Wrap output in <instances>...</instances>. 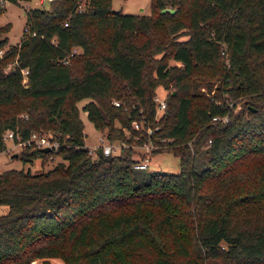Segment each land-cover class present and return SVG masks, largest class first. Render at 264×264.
Wrapping results in <instances>:
<instances>
[{
    "label": "trees",
    "instance_id": "1",
    "mask_svg": "<svg viewBox=\"0 0 264 264\" xmlns=\"http://www.w3.org/2000/svg\"><path fill=\"white\" fill-rule=\"evenodd\" d=\"M149 6L126 15L110 0H48L25 11L16 45L0 28V152L10 129L58 144L12 157L59 158L0 172V264H264V0ZM84 99L116 153H88ZM148 138L177 172L132 167Z\"/></svg>",
    "mask_w": 264,
    "mask_h": 264
},
{
    "label": "rangeland",
    "instance_id": "2",
    "mask_svg": "<svg viewBox=\"0 0 264 264\" xmlns=\"http://www.w3.org/2000/svg\"><path fill=\"white\" fill-rule=\"evenodd\" d=\"M2 11L0 12V28L7 26L1 38H5L7 41V47L14 46L20 41L23 26L25 23V11L29 9H43L47 10L48 0H5L0 3ZM150 0H110V8L114 11H120L126 15H147L150 11ZM185 37H180L179 40H184ZM73 53L78 54L80 50L74 48ZM0 55L2 51H0ZM169 66L179 67L178 63L168 60ZM8 65L5 69H8ZM200 91H205L204 87L199 88ZM155 93L158 97H163L166 92L159 88L155 89ZM87 102L86 99L77 103L78 114L83 126V141L84 146L90 148L97 144V136L101 132L96 130L91 122L86 118L85 112L81 107ZM20 113L18 116H22ZM45 135V134H43ZM48 136V135H46ZM5 150L0 152V172L6 169H28L32 173L39 172L50 168L59 158L54 156L52 159L44 162L40 166L39 160L34 159L31 163L23 162L19 157H12L13 153H18L20 147L13 144L9 139H4ZM139 150V149H138ZM117 152V150L115 151ZM139 152H141L139 150ZM147 170H164L169 172L178 171L177 157L170 152L162 151L156 154L149 155V161L146 167Z\"/></svg>",
    "mask_w": 264,
    "mask_h": 264
},
{
    "label": "built area",
    "instance_id": "3",
    "mask_svg": "<svg viewBox=\"0 0 264 264\" xmlns=\"http://www.w3.org/2000/svg\"><path fill=\"white\" fill-rule=\"evenodd\" d=\"M2 1L3 0H0V3ZM81 6H82V4L79 3L77 6V9L80 10ZM63 25H65V24H63ZM23 31L26 32L27 30L23 29ZM65 62L66 61H62V63H65ZM22 73L24 74L25 71H22ZM153 102L155 104V106H154V119L157 120L159 118V116L161 115V113H162V111L166 105L165 95L163 97H158L157 95H155L153 97ZM113 105L118 106V103L113 102ZM225 119H226L225 116L220 117V118L217 116L211 117V120H213V121H215V120L224 121ZM132 126L135 129L142 128L141 125L135 121L132 122ZM156 128L157 127H154V128L148 127L145 129V133L147 135H149ZM14 134L15 133L13 130L7 129L4 131L2 138H3V140L6 138L9 139L13 144H15L16 146H18L20 148L35 147V148L40 149L42 147H47L48 150L55 151L57 146H58L57 142L54 139H51L49 136H46V135H38L36 132H31L26 139H19V137L15 134V141L13 140ZM138 137L139 136H135V139H137ZM96 140H97V144L91 146L90 148L85 146L90 155H93L94 151L96 149H100L102 155L106 156L109 154L116 153L115 151L118 150V148H119V144H114V143H111L110 141H108L103 133H100V135L97 136ZM154 147H156V146L151 143L149 138L146 139L145 141H143L140 144V146L137 147L141 151L143 156L138 161L133 162L132 167H134V168H146L148 161H149L150 150Z\"/></svg>",
    "mask_w": 264,
    "mask_h": 264
},
{
    "label": "water",
    "instance_id": "4",
    "mask_svg": "<svg viewBox=\"0 0 264 264\" xmlns=\"http://www.w3.org/2000/svg\"><path fill=\"white\" fill-rule=\"evenodd\" d=\"M165 11H167V12H169V13H173V10H170V9H162V10H160V13H163V12H165ZM40 149H41L42 151H44V152L48 151V148H47V147H42V148H40ZM12 155L15 156L16 153H13Z\"/></svg>",
    "mask_w": 264,
    "mask_h": 264
}]
</instances>
